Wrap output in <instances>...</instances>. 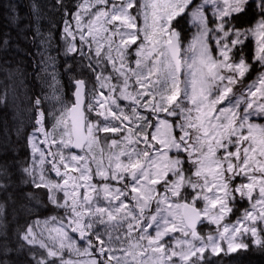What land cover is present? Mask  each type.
Masks as SVG:
<instances>
[{
    "label": "snow or ice",
    "instance_id": "1",
    "mask_svg": "<svg viewBox=\"0 0 264 264\" xmlns=\"http://www.w3.org/2000/svg\"><path fill=\"white\" fill-rule=\"evenodd\" d=\"M57 3L62 54H77L88 75L73 78L67 100L56 57H45L50 93L27 97L16 135L31 127L28 156L0 152V190L28 184L37 206L61 211L18 225L11 239L0 222V264H16L10 253L25 247L11 246L17 237L43 250H28L31 264L264 254V0H80L75 11ZM185 17L197 30L182 52Z\"/></svg>",
    "mask_w": 264,
    "mask_h": 264
},
{
    "label": "trees",
    "instance_id": "2",
    "mask_svg": "<svg viewBox=\"0 0 264 264\" xmlns=\"http://www.w3.org/2000/svg\"><path fill=\"white\" fill-rule=\"evenodd\" d=\"M50 6L54 7L56 4ZM33 7L34 0H0V40H9L7 47L0 46V97L7 93L3 105H0V152L6 151L9 157L16 156L20 160L28 156L26 136L17 138L15 116L9 97L16 72L24 75L25 86H30L31 91L37 84L40 43L36 29L41 28L35 19ZM178 19L181 22L176 28L180 32L184 47L194 30L187 17ZM248 22L249 17H242L239 21L241 25ZM33 191L28 184H17L7 190H0V204L4 205L0 222L7 226L10 239L18 225L31 223L33 220H45L59 213L50 204L47 207L37 206L28 195ZM17 244H25V247L18 253H10L11 261L16 264H31L28 245L18 237L12 241L11 246L15 248ZM212 259L218 260L217 257ZM223 264H264V254L253 247L247 252L241 250L225 257Z\"/></svg>",
    "mask_w": 264,
    "mask_h": 264
},
{
    "label": "rangeland",
    "instance_id": "3",
    "mask_svg": "<svg viewBox=\"0 0 264 264\" xmlns=\"http://www.w3.org/2000/svg\"><path fill=\"white\" fill-rule=\"evenodd\" d=\"M80 0H63V5L75 11V5L79 3ZM55 3L56 6L52 7L50 4ZM34 6L38 9V12L34 15L36 19V15L39 16V20L37 21L40 25V32L42 36H39L40 50L38 57V70H37V84L32 91L30 90V86H25L24 78L22 73L16 72L14 76V84L12 86L10 92V103L13 107V112L15 116L16 128L18 127L20 121L26 120L28 113L25 111L28 107L29 101L27 97L31 96L35 98L36 96H41L45 93H50V89L48 88V81L50 77L47 72H44L42 69L46 66V64H50V61H45V57L54 56L56 57V71L59 73V81L60 85L63 89V94L65 99H72V92L74 91V85L72 83L73 78H81L82 76H87L88 73L82 69L77 67L78 62L80 61V57L77 54H70L68 56L63 55V51L66 47L63 38H62V29H63V21L65 19L64 16V7H61L60 4L57 3V0H34ZM34 12V7H33ZM37 20V19H36ZM194 32L189 39L187 45L183 47V43L181 42L182 52L186 49L189 43L192 41L194 34L196 33L195 25L191 24ZM55 28V29H53ZM44 40V43H41V40ZM181 40V39H180ZM79 44V41L77 40ZM190 56L191 53H188ZM215 55V52H214ZM73 56L76 58L73 59ZM86 63V61H85ZM71 65V67H67ZM52 68H48V72H51ZM239 86L236 91H240ZM54 101H48L43 106L48 107L51 104H54ZM121 106H125L128 102L120 101ZM58 107V105H56ZM143 111V110H142ZM148 114V113H145ZM31 131V127L28 126L24 130V136L27 135L28 132ZM102 136L105 134H101ZM115 135V134H108ZM61 210H59L60 212ZM44 221V220H40ZM212 228V229H210ZM214 226L208 225L202 229V234L207 235L209 231H213ZM37 233H39V228L36 229ZM47 234L45 233V236ZM179 235V234H176ZM29 249H33V246L28 245ZM34 251L43 252L37 248L33 249ZM207 255V253H206Z\"/></svg>",
    "mask_w": 264,
    "mask_h": 264
},
{
    "label": "water",
    "instance_id": "4",
    "mask_svg": "<svg viewBox=\"0 0 264 264\" xmlns=\"http://www.w3.org/2000/svg\"><path fill=\"white\" fill-rule=\"evenodd\" d=\"M78 151V150H77ZM198 229H199V226H198Z\"/></svg>",
    "mask_w": 264,
    "mask_h": 264
},
{
    "label": "bare ground",
    "instance_id": "5",
    "mask_svg": "<svg viewBox=\"0 0 264 264\" xmlns=\"http://www.w3.org/2000/svg\"><path fill=\"white\" fill-rule=\"evenodd\" d=\"M12 10V9H11ZM11 36V35H10Z\"/></svg>",
    "mask_w": 264,
    "mask_h": 264
}]
</instances>
